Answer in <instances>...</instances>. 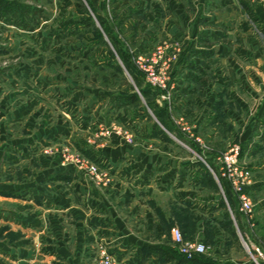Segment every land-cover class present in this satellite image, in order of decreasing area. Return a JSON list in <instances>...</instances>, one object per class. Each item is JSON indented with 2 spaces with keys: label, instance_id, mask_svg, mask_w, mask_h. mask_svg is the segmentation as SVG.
Here are the masks:
<instances>
[{
  "label": "crops",
  "instance_id": "1",
  "mask_svg": "<svg viewBox=\"0 0 264 264\" xmlns=\"http://www.w3.org/2000/svg\"><path fill=\"white\" fill-rule=\"evenodd\" d=\"M163 2L154 12L171 18L155 29L188 33V59L172 73L175 93L198 114L203 141L205 129L218 125L241 146L239 160L252 175L244 193L253 202V218L240 213L229 184L224 181L231 204L207 164L196 161L201 140L162 134L126 94L76 83L74 91H14L0 103V131L22 121L27 131L0 143V264H93L98 245L121 264H176L172 232L185 235L187 221L199 229L209 224L218 264H264V41L256 32L264 37V6L261 0L249 4L255 23L243 7L247 0ZM21 69L29 86L56 84L44 83L34 67ZM6 97L17 103L11 112ZM114 121L136 129L132 143L97 135ZM220 136L214 139L225 144ZM55 143L97 163L111 182L97 186L84 171L41 152ZM221 152H209V163ZM232 234L250 251L234 258Z\"/></svg>",
  "mask_w": 264,
  "mask_h": 264
},
{
  "label": "rangeland",
  "instance_id": "2",
  "mask_svg": "<svg viewBox=\"0 0 264 264\" xmlns=\"http://www.w3.org/2000/svg\"><path fill=\"white\" fill-rule=\"evenodd\" d=\"M17 1L33 8L38 12V15L33 19L34 25L32 23L28 29H21L0 21V103L5 98L3 96L13 94L14 91L20 95L26 94L28 91H42L44 89L74 91L76 84L85 86L89 91H112L120 95L126 94V96L135 94L138 100L133 104L143 109L148 119L157 124L163 134L168 133L185 140L192 138L194 141L196 138H200L198 139L201 140V143L199 142L201 154L199 158L195 156L196 161L206 163L212 177L227 191L224 183L226 181L229 184L227 178L221 177L220 173L217 175L221 166L217 158L233 146L239 148L240 156L241 146L235 143V140L229 139V133L218 125L205 129L206 138L209 135L211 138L206 139L203 136L205 138L203 141L198 128L200 119H197L198 114L191 111L192 108L188 106L186 98H181L178 93H175L176 83L172 80V73L184 65L183 63L188 59V33H175L172 30L163 33L155 29L156 26L159 27L160 25L166 27L167 24L164 21L171 18L167 14L158 17L154 12L156 4L161 7L163 4L165 7L163 0ZM247 2L249 5L253 3V0H247ZM142 3H146L147 6L141 10L140 5ZM261 3L264 6V0H261ZM146 10L148 11L145 12ZM86 18L91 23L89 26L83 27L80 21ZM256 32L260 35V41L263 42L262 33ZM98 35H101L100 41H97L100 37ZM94 41H97V46L92 44ZM79 44L83 48L78 52L79 49H76V45ZM140 57L148 64L154 62V69L151 68V70L157 75L158 80L161 81L162 79L165 88L153 86L152 79L139 67ZM165 61L170 64L167 66L166 74H161L159 72L161 71L160 67ZM27 67H34L38 73L40 72V75L44 77V83H48L47 79H51L56 84L52 86L45 84L44 87L39 86L37 82L31 86L25 84L27 81L23 78V73L18 74L17 70L22 71L21 68ZM141 91H149L150 93L145 97ZM166 94H169V99H162L161 96L165 97ZM24 97L27 100V96L24 95ZM34 97L37 104L41 102L38 96L28 95L30 99H34ZM22 102L25 103L26 101L23 99ZM6 103L9 112L17 104L11 99ZM177 103H180V108H177ZM116 123L126 128L132 136L136 135V129ZM25 125L26 123L23 121L14 122L12 126H8L9 130L6 129L4 133L0 131V143L3 137H13V133L14 136L25 137L27 131ZM219 134L221 135L219 138L226 139L227 143L221 144L216 140ZM214 137L217 138L214 139ZM119 138L123 137L120 136ZM125 142L127 141L125 140ZM6 143L7 141L3 142L1 147L8 145ZM48 146L55 147L54 154L44 153L48 151L45 149ZM63 151L76 152V149L72 146L67 147L55 143L47 145L41 150L44 155L57 156L60 164L62 163ZM211 151H222L215 158L213 164H210L206 158ZM189 154L193 155L191 151ZM239 156L238 163L246 168L245 163L239 160ZM10 169L11 167L7 166L6 171ZM229 187L232 191L230 184ZM232 193L235 197L233 191ZM232 201V197H229L230 204ZM252 207L251 217L253 218V202ZM231 210L235 215L234 207ZM182 216L180 215V218ZM187 222H185L187 226L184 231V240L207 245L210 250L204 256L214 258L213 250L217 246L213 243V233H211L209 224L205 222L199 229L194 225L188 226ZM233 230L236 231L237 229L234 228ZM220 231L221 233L225 232L222 228ZM230 236L228 247L236 251L233 253L234 258L245 255L248 250L243 242L240 244L235 240L233 234ZM251 256L257 258L254 254Z\"/></svg>",
  "mask_w": 264,
  "mask_h": 264
},
{
  "label": "built area",
  "instance_id": "3",
  "mask_svg": "<svg viewBox=\"0 0 264 264\" xmlns=\"http://www.w3.org/2000/svg\"><path fill=\"white\" fill-rule=\"evenodd\" d=\"M139 67L144 72H146L150 79H152V84L154 87L158 86L159 88H165L164 82L158 80L159 78L153 71L154 62L148 64L143 59L139 58ZM161 60V59H160ZM170 63L163 62V66L160 67L159 72L161 74H166L167 66ZM163 67V68H162ZM163 97L162 99H169V94ZM97 135L102 138H111V137H120L122 136L124 140L128 143L133 142V136L129 133V131L117 124L116 122H111L108 126L97 129ZM193 137V136H191ZM196 142H200L198 138L195 139ZM48 151L44 152L45 154H54L53 152L56 150L54 146H48ZM239 156V148L237 146H233L229 148V150L223 155L218 156L217 160L220 162V174L221 177L227 178L232 191L236 195L239 201V211L244 216L251 217L252 214V202L248 195L244 193L245 187H247L251 183V172L245 168L244 166L238 163ZM62 166H75L81 171H84L86 175L90 177V179L97 186H105L111 182V175L97 163L91 161L88 158L83 157L79 152H67L63 151L62 157ZM173 243L178 251V253L184 256L186 259H191L196 255H204L210 249L207 245L201 242H193V241H185L184 237L179 229H174L172 232ZM243 244L248 251L249 245L243 240ZM257 254L261 256V254L257 251ZM93 264H121L113 255L109 254L104 246L98 245L96 249V255Z\"/></svg>",
  "mask_w": 264,
  "mask_h": 264
},
{
  "label": "trees",
  "instance_id": "4",
  "mask_svg": "<svg viewBox=\"0 0 264 264\" xmlns=\"http://www.w3.org/2000/svg\"><path fill=\"white\" fill-rule=\"evenodd\" d=\"M243 7L247 10L249 16L256 23L257 19L252 15L250 6L247 3H243ZM36 15H38V12L36 10L29 7L28 5H24L20 3L17 0H0V21H2L4 24L16 26L21 29H28V27L32 23H33L32 25H34L33 19L35 18ZM80 23L84 27V26H89L91 22L86 18L84 20H81ZM98 36H100L98 38V41H100L102 39L101 35ZM141 93L143 94V96L147 97L150 92L141 91ZM126 97L130 99L131 103H135L138 100L135 94L130 95V97L129 96ZM148 107H150V104H148ZM158 131L162 132L161 130H159V128ZM225 194H227L229 200L230 195L226 190H225ZM226 216L227 218H229L228 214H226ZM182 235L184 237L183 233ZM172 256L176 264H218L213 259L208 258L204 255H196L191 259H186L184 256L180 254L179 255L172 254Z\"/></svg>",
  "mask_w": 264,
  "mask_h": 264
}]
</instances>
